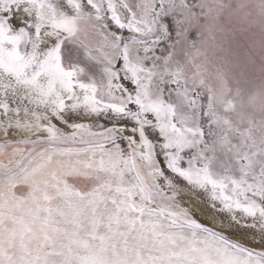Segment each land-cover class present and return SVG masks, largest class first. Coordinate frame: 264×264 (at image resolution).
<instances>
[{"label":"snow or ice","instance_id":"1","mask_svg":"<svg viewBox=\"0 0 264 264\" xmlns=\"http://www.w3.org/2000/svg\"><path fill=\"white\" fill-rule=\"evenodd\" d=\"M93 20L111 51L62 63ZM264 0H0V264H264Z\"/></svg>","mask_w":264,"mask_h":264},{"label":"clouds","instance_id":"2","mask_svg":"<svg viewBox=\"0 0 264 264\" xmlns=\"http://www.w3.org/2000/svg\"><path fill=\"white\" fill-rule=\"evenodd\" d=\"M254 31L264 35V27ZM76 41L84 50L91 51L98 59H103L105 54L111 51L99 26L93 20L85 19L78 23Z\"/></svg>","mask_w":264,"mask_h":264},{"label":"rangeland","instance_id":"3","mask_svg":"<svg viewBox=\"0 0 264 264\" xmlns=\"http://www.w3.org/2000/svg\"><path fill=\"white\" fill-rule=\"evenodd\" d=\"M61 56L62 63L68 69L73 66H82L91 76H98L101 73L102 65L90 60L85 50L73 40H65L61 48Z\"/></svg>","mask_w":264,"mask_h":264}]
</instances>
